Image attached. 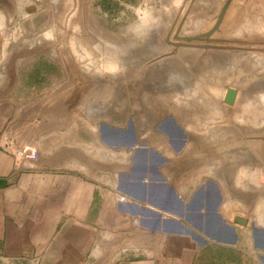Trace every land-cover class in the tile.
Instances as JSON below:
<instances>
[{
  "label": "crops",
  "instance_id": "1",
  "mask_svg": "<svg viewBox=\"0 0 264 264\" xmlns=\"http://www.w3.org/2000/svg\"><path fill=\"white\" fill-rule=\"evenodd\" d=\"M4 58L0 139L10 128L34 157L0 148V264H264V186L246 145L218 143L193 109L116 122L86 92L30 106Z\"/></svg>",
  "mask_w": 264,
  "mask_h": 264
},
{
  "label": "rangeland",
  "instance_id": "2",
  "mask_svg": "<svg viewBox=\"0 0 264 264\" xmlns=\"http://www.w3.org/2000/svg\"><path fill=\"white\" fill-rule=\"evenodd\" d=\"M236 1L220 22L228 0H0V51L5 67L14 54V88L30 106L86 92L93 113L116 122L163 104L193 109L189 118L218 143L248 147L256 191L264 186V3L235 10Z\"/></svg>",
  "mask_w": 264,
  "mask_h": 264
},
{
  "label": "built area",
  "instance_id": "3",
  "mask_svg": "<svg viewBox=\"0 0 264 264\" xmlns=\"http://www.w3.org/2000/svg\"><path fill=\"white\" fill-rule=\"evenodd\" d=\"M0 148L8 155L21 160H32L34 157L30 147H19V142L11 129L5 132L0 139Z\"/></svg>",
  "mask_w": 264,
  "mask_h": 264
},
{
  "label": "water",
  "instance_id": "4",
  "mask_svg": "<svg viewBox=\"0 0 264 264\" xmlns=\"http://www.w3.org/2000/svg\"><path fill=\"white\" fill-rule=\"evenodd\" d=\"M233 0H228L223 12H222V15L220 17V22L222 21L225 13L227 12L229 6L231 5ZM236 98H237V91L234 90V89H229L227 91V94H226V97H225V102L229 105H234L235 104V101H236Z\"/></svg>",
  "mask_w": 264,
  "mask_h": 264
}]
</instances>
